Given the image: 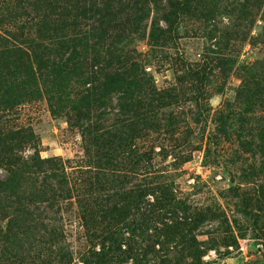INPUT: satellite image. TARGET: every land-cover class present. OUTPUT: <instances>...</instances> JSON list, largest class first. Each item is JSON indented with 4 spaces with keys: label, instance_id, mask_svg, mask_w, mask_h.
I'll return each instance as SVG.
<instances>
[{
    "label": "rangeland",
    "instance_id": "1",
    "mask_svg": "<svg viewBox=\"0 0 264 264\" xmlns=\"http://www.w3.org/2000/svg\"><path fill=\"white\" fill-rule=\"evenodd\" d=\"M15 1L0 0V14ZM192 1L213 9L232 0ZM160 2L161 11L151 6L146 13L145 36L141 31L123 40L155 89L171 96L165 108L154 109L161 122L153 129L141 125L139 134L131 132L135 127L114 96L102 108L91 100L87 109L80 105L88 86L79 79L62 93L49 89L51 96L41 93L0 111V133L27 131L38 156L57 159L66 175L52 237L45 225L27 230L14 221L9 194L0 195V264H178L187 255L183 242L192 237L204 264H264V201L258 192L264 155L255 148L264 111L247 115L235 100L243 68L263 61L264 47L241 36L229 50H217L210 37L225 32L229 20L223 13L210 14L208 22L199 14L181 16L178 33L154 46L151 26L166 28L160 19L166 2ZM11 30L0 23V35ZM261 30L258 21L252 35ZM220 120L224 129L217 127ZM101 127L122 129L123 142L115 140L110 150L97 144ZM33 153L24 149L22 157ZM5 178L0 168V180ZM138 190L139 211L133 202ZM103 205L124 215H102Z\"/></svg>",
    "mask_w": 264,
    "mask_h": 264
},
{
    "label": "trees",
    "instance_id": "2",
    "mask_svg": "<svg viewBox=\"0 0 264 264\" xmlns=\"http://www.w3.org/2000/svg\"><path fill=\"white\" fill-rule=\"evenodd\" d=\"M165 2L167 12H162L160 19L166 28L162 30L158 24H153L148 34L154 46H164L178 33L181 16L198 18L199 14V19L208 22L210 14L223 13L229 20L225 32L218 31V35L210 37V40H216L217 50H229V44L241 36L251 46L260 44L264 47V0L226 1L217 3L219 7L213 9H210L213 4L204 7L192 0ZM160 3V0H16L0 14V23L12 28L0 35V111H12L41 93L51 96L49 89L62 93L79 79L88 86L86 96L79 100L80 105L87 109L91 100L102 108L104 102L114 96L122 110L121 115H126L135 127L131 132L139 134L141 125L144 130L147 126L153 129L156 122H161L154 118V109L165 108L166 100L171 96L168 90L155 89L152 79L147 78L125 49L123 40H129L141 31L145 36L143 21L151 6L161 11ZM127 9L131 10L130 15H126ZM258 21L262 23V30L252 35ZM227 61L231 67L236 65L231 58ZM243 69L236 103L246 107L247 115L263 112L264 60L249 70ZM196 73L193 74L196 76ZM88 115L89 110L85 113ZM219 123L218 129H224L226 123L223 120ZM121 132L122 129L101 127L95 142L110 150L115 140L123 142ZM257 134L259 142L255 148L264 155V121L259 122ZM24 149H32L34 153L22 157ZM162 154L159 156L164 158ZM101 155L106 157L105 153ZM0 168L6 173V178L0 180V195L9 194L14 221L29 226L27 230L45 225L52 237L58 223V212L54 208L63 199L62 191L66 186L64 168L60 163L58 165V160L41 159L33 137L27 131L0 133ZM258 192L264 201V185ZM142 197L141 190L133 196L137 211L141 208ZM99 212L102 215L109 213L111 219L124 215L123 210L104 205ZM207 218L204 216L203 220ZM195 242L194 237L185 239L183 252H187L185 256L191 259L190 264H204L194 247ZM225 243V246L230 245ZM186 257L182 256L178 264H184Z\"/></svg>",
    "mask_w": 264,
    "mask_h": 264
}]
</instances>
